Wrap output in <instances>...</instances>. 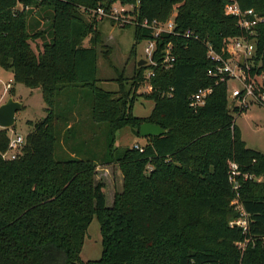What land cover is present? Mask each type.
<instances>
[{"label":"trees","instance_id":"1","mask_svg":"<svg viewBox=\"0 0 264 264\" xmlns=\"http://www.w3.org/2000/svg\"><path fill=\"white\" fill-rule=\"evenodd\" d=\"M226 1L0 0V67L15 82L39 87L46 112L13 159L2 156L9 136L0 128V264H264V152L246 146L233 115L245 108L232 106L225 83L214 84L207 74L214 63L204 42L228 58L229 39L244 34L237 18L224 13ZM116 2L136 6L138 20L164 21L175 10V29H190L199 40L161 33L153 55L158 64H136L128 79L107 57L118 86L103 89L96 83L102 42L89 11H108ZM238 3L264 17V0ZM257 29L251 75L264 73V20ZM133 37L129 55L152 31L135 24ZM36 38L37 52L30 44ZM167 43L169 66L160 64ZM146 68L153 76L145 77ZM143 81L152 86L143 95L153 107L138 117L134 94ZM206 86L212 91L204 104L190 107V95ZM83 92L89 118L80 146L73 128ZM145 121L165 133L145 137L141 150L115 145L118 130L129 127L140 137ZM100 123L107 125L104 153L95 142ZM60 139L66 148L55 158ZM231 163L253 175H236L237 190L228 179ZM100 164H116L122 175L111 206L96 177ZM236 191L245 215L231 203ZM93 217L101 255L82 262ZM239 218L246 220L245 231L230 225Z\"/></svg>","mask_w":264,"mask_h":264},{"label":"rangeland","instance_id":"2","mask_svg":"<svg viewBox=\"0 0 264 264\" xmlns=\"http://www.w3.org/2000/svg\"><path fill=\"white\" fill-rule=\"evenodd\" d=\"M125 8L123 12L118 14L119 19H114L109 13L104 15H95L89 11V15L95 16L97 20V29L101 37L102 47L98 54L97 66H98V80L97 85L106 90H116L117 83L114 80L116 73L106 62L108 57L118 71L123 69V77L129 78L133 74L134 67L137 64V60L144 58L146 64L148 62V56L145 54L146 41H140L136 45V53L129 55L132 44L134 43L133 26L137 21L136 6L133 4H118ZM109 12V11H108ZM32 48L37 52L41 48V40L39 38L30 40ZM84 44H88V37L84 39ZM108 51V53L105 51ZM107 53L106 55L103 53ZM106 56V57H105ZM149 69L144 70L145 77ZM127 81L126 79H124ZM7 83L10 84L7 87ZM147 81L143 83L136 90L135 102L133 106V114L138 117H146L149 115L152 107L153 100L147 99L143 94L149 92L147 88ZM84 93V92H83ZM87 94L78 100V107L80 108V115L75 116L77 123L73 128V133L76 135L77 144L81 146V142L84 141V135L81 133L83 127L86 126L85 121L88 120L89 114L87 113ZM15 96L18 101L22 103V108L15 113V122L13 126L8 128V136L15 138L17 135L25 137V135L33 130V122L41 120L46 112L45 103L42 100L40 88H29L21 83H17L13 80L10 71L0 67V98L3 97L6 101L8 97ZM15 99L14 97H12ZM16 100V99H15ZM2 102V103H3ZM228 102L237 107L235 100L228 99ZM65 106V105H64ZM235 124L241 130V137L245 141L246 146L258 151L264 152V105L256 100H249L245 106V110L239 113H234ZM30 124H29V123ZM106 123L98 124V128L95 132V142L100 146V152L105 145L106 140ZM91 133V132H90ZM140 147L144 144V138L135 135L134 131L129 127H124L116 132L115 145L117 146H135ZM66 145L62 139L56 143L55 158L61 156L64 152ZM105 150L103 149V153ZM97 179L102 180L105 183V196L106 205L111 206L114 193L120 192L122 189V175L116 164H100L97 167ZM259 180L263 177H257ZM101 255V235L99 231V224L95 217L92 218L89 223L84 243L80 252V259L82 262L87 260L98 259ZM81 264V263H78Z\"/></svg>","mask_w":264,"mask_h":264},{"label":"built area","instance_id":"3","mask_svg":"<svg viewBox=\"0 0 264 264\" xmlns=\"http://www.w3.org/2000/svg\"><path fill=\"white\" fill-rule=\"evenodd\" d=\"M120 4V3H118ZM125 10L124 7L113 3L108 11H105L102 7H97L91 10L95 15H104L109 13L114 19L118 20L121 12ZM226 15H232L237 18V24L244 31L241 36H234L229 39L228 51L231 54L230 57L225 58L221 54L217 53L209 42H204L207 49V57L213 61L214 65L207 69V74L214 79V84L225 83L228 90V97L231 100L237 102V108H245L249 100L264 103V91L262 87L264 84V73L251 75V68L254 66V58L256 56V41L258 36L257 26L264 20V17L259 15L253 8L242 9L238 3V0H227L223 7ZM137 12V11H136ZM175 10L170 16L160 21L157 19L138 20L134 23L148 28L152 31V38L146 39L145 54L148 56L149 64L157 65V60L153 58V55L157 52L156 38L161 33H169L172 35H181L185 38H192L199 40L198 34L190 29L176 30L174 23ZM171 43H167L165 48L161 50L160 64L169 66L173 57L170 54ZM154 70L150 68L146 77L153 76ZM10 84L7 83V87ZM147 88L150 91L152 86L147 84ZM212 86L200 87L190 95L189 105L192 108H196L204 104L206 97L211 93ZM24 137L17 135L15 138L9 137L8 148L2 153L4 158L13 159L19 153L22 146ZM136 148L141 150L139 145H135ZM230 170L228 173L229 182L233 188L237 190L239 183L236 179V175H240L241 172L235 163L230 164ZM243 178H252L253 175L243 173ZM259 180V178H255ZM238 192L236 191V197L232 200V204L241 210L242 215H245L241 205L237 199ZM239 225L244 231L247 229V223L244 218H239L230 222V225Z\"/></svg>","mask_w":264,"mask_h":264},{"label":"water","instance_id":"4","mask_svg":"<svg viewBox=\"0 0 264 264\" xmlns=\"http://www.w3.org/2000/svg\"><path fill=\"white\" fill-rule=\"evenodd\" d=\"M146 63V59L141 58L137 61L140 66ZM22 108V103L18 100L8 97L5 102L0 104V128H10L15 122V113ZM165 129L160 125L148 121L142 122L139 126V135L142 138L148 136H157L165 133Z\"/></svg>","mask_w":264,"mask_h":264},{"label":"crops","instance_id":"5","mask_svg":"<svg viewBox=\"0 0 264 264\" xmlns=\"http://www.w3.org/2000/svg\"><path fill=\"white\" fill-rule=\"evenodd\" d=\"M10 74H11V76H12V73H11V71H10ZM12 97H14L15 98V96H12ZM16 100H18V98H15ZM5 100V98L3 99V97L2 98H0V104L3 102ZM43 110H44V107H43ZM45 112V111H44Z\"/></svg>","mask_w":264,"mask_h":264}]
</instances>
